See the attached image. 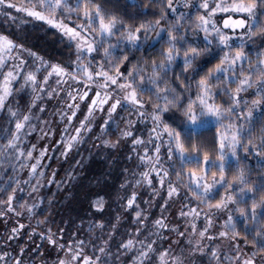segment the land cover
Wrapping results in <instances>:
<instances>
[{
	"label": "snow or ice",
	"instance_id": "1",
	"mask_svg": "<svg viewBox=\"0 0 264 264\" xmlns=\"http://www.w3.org/2000/svg\"><path fill=\"white\" fill-rule=\"evenodd\" d=\"M149 7L157 9L152 13L153 18L134 22L106 10L98 0H22L19 3L0 0L4 23H15L19 18L12 9L44 21L67 37L69 46L75 45L76 55L70 66L65 67L46 60L25 43L0 33V113L7 109L9 124L6 143L0 144V158L11 157L14 153L16 160L25 158L21 136L28 135L26 130L35 131L36 126L31 123L34 110L39 107L43 113L47 107L46 104L38 105L37 101L45 93L50 99L55 98L65 91L62 85L66 86L72 103L65 100L68 111L60 113L61 120H67L61 139L57 141L63 147L61 155L67 158L74 148L82 145L94 130L97 113L101 114L103 123L99 124L100 135L95 139L114 148L121 139L132 138L133 151L143 147V153H137L138 167L145 170L139 173L140 179L135 183L139 185L143 180L153 187L155 174L160 188L167 186V199L162 208L173 196L180 197L184 190L187 203L182 204L179 215L185 219L186 227L180 231L178 225H170L161 214L153 221L154 230L143 240L130 237L119 242L115 252L109 250V240H104L98 249L101 255L95 257L83 255V240H69L66 246L49 228L39 236L41 241L46 239L58 249L55 264H101L102 260L103 264H120L122 257L126 259L132 252L137 254L128 264H195L197 254L201 260L209 255L215 264L225 261L227 264H264V174L252 181L249 163L254 159L257 168L264 169V0H198V3L193 0H145L142 16L148 15ZM192 9H195L194 19ZM218 14H223L222 23ZM157 45H161L158 58L149 59L147 55L136 58L131 54L133 51L146 53L148 49L155 51ZM24 53L32 58L31 66ZM204 56H211L217 62L208 67L209 61L201 60ZM178 62L183 64L179 73L175 71ZM53 78L55 87H50ZM69 80L75 85L74 91ZM17 84L19 89L15 87ZM29 90L31 99L27 111L20 108L19 101L16 107L10 105L14 93L20 95ZM220 96L227 99L218 102ZM76 101L83 102L87 110L79 119L74 134H70L69 126L81 110V104ZM121 108L130 109L126 119L120 117L125 127L117 124V140L102 139L120 116ZM176 112L180 115L176 116ZM148 121L151 127L145 140L142 135H135L133 128ZM208 126L216 129L213 148L198 141ZM5 136H0V140ZM35 148L33 144L27 151L28 161L34 158ZM46 152L47 147L34 158L36 162L30 164L29 181L24 182L36 178L33 192L42 186L41 178L45 173L41 165ZM176 162L179 168L175 167ZM76 165L80 166L81 161H76ZM233 167L236 171L229 178L228 170ZM173 172L175 181L171 179ZM76 175L73 169L63 180L57 181L53 171L47 183H55L59 188L61 184L70 183ZM11 179L0 188V193L7 192L6 199H0V206L7 212L23 215L14 206L17 192L23 191L19 187L21 182L16 180V187H12ZM153 190L156 195L160 194ZM136 198L137 193L133 191L126 206L132 208ZM40 203H43L42 197ZM38 206L35 202L20 203V208L27 209L30 215ZM93 206L102 210V200L97 199ZM7 212L0 211V217H6ZM201 217L205 223L199 228ZM119 219L118 216L117 223L111 225L110 239L116 234ZM147 219L143 209L135 212L137 224L145 225ZM45 223L47 218L37 221L38 225ZM24 227L22 223L13 227L5 244L15 240ZM94 227L103 229L105 223H90L89 231ZM216 228L219 230L210 231ZM64 231L59 229L60 240H63ZM141 231L140 227L135 228L136 237ZM163 231L176 233L177 239L173 241L176 247H180L181 240L186 241L187 256L184 249L175 253L171 244L166 248L157 247V240L165 239ZM34 235L36 229H32L29 240ZM205 239L210 243L205 244ZM217 240L227 241V253L222 252ZM41 248L42 244L36 246L32 255L40 253ZM27 251V247H21L19 255L13 253V264H35L34 260L24 259ZM60 251L65 253L63 257ZM9 255L8 251L0 252V264H8ZM40 264L47 262L41 260Z\"/></svg>",
	"mask_w": 264,
	"mask_h": 264
},
{
	"label": "rangeland",
	"instance_id": "2",
	"mask_svg": "<svg viewBox=\"0 0 264 264\" xmlns=\"http://www.w3.org/2000/svg\"><path fill=\"white\" fill-rule=\"evenodd\" d=\"M194 3H198V0H193ZM183 10V9H182ZM13 12L14 15H17L19 18L16 20L15 23H4V17L2 15H0V33H4L9 35L11 38L16 39L17 42H20L18 37L21 34V30L22 27L30 24L32 22H37L39 20H36L35 18L32 17H28L26 14L24 13H16L15 9L11 10ZM193 12V17L195 16V9H192ZM222 18H223V14H218V19L220 20V22L222 23ZM43 22L46 26L48 27H52L54 29H56L54 26L52 25H48L46 22L44 21H40ZM56 31L60 34V37L63 38L68 44V39L67 37H63L62 33H60V31L58 29H56ZM203 34L201 33V36ZM73 49H74V56L71 57V59L67 60L65 62V65H70L71 61L75 60L76 55H75V45L72 44ZM24 56L26 59L29 60V66H31L32 63V58L28 57L27 53H24ZM9 64H11V61H9ZM5 71H7V69H5ZM43 77V73L40 74V79H42ZM68 84L72 86L73 91L75 90V85L73 84V82L71 80L68 81ZM50 87H55V78L52 79L51 83H50ZM65 87V91L64 92H60L58 96H56L55 98H49L47 96V94L45 93L42 97V99L40 101H37V104H46V111H44L43 113L40 112L39 107H37L34 110L33 116L35 117H39V119L35 118L36 122H32L33 125L36 126L35 131H30V130H26L28 131V135H22L21 136V146L25 149V158H22L21 160H16L15 159V153L13 154L14 156V160L12 162V167L15 169V167L17 166V170L18 172H16L15 174V178L16 180H19L21 183L19 185L20 188L23 189V191L17 192V200L14 204V206L16 207V211L18 212H23V215H19L20 217L25 216V219H28L29 216H32L33 214H29V212L27 211V209H21L20 208V203L27 201L28 203H37L39 206L38 208H41L44 203H47V213L48 215L51 217L49 218V223L47 224L46 230H48L49 228H51L52 232L54 234H56V238L58 239V241L60 243H64L66 246L68 244L69 240H73V241H78V240H83L84 244L82 245L84 251H83V255H91L93 257L97 256V255H101L98 251L99 247L103 246V241L104 240H109V246H111V241L113 239V237L110 239L109 238V234L111 233L112 229H111V225L112 224H116L117 223V217L121 216L125 209L126 206V201L128 198L131 197V194L133 191H135L137 193V198L139 196H141V201L143 206L147 207V209L149 211H151L153 208L155 209L154 214H156V218H158L161 214L164 215V217H166L168 223L170 225L175 224L178 225L180 227V231H184L185 227H186V222L185 219L182 218L179 213L181 210V206L182 204H186L187 201L185 199H182L181 197H176L173 196L172 199L169 201V203L167 204L166 207H161L162 205H164L165 203V199H167V186L164 187L165 190V194L164 196H161V190L163 188H160V185L158 183V179L155 177V174H153V187H149L146 181L141 182V184L137 185L135 183L136 179H140L139 173L144 171L145 168L144 167H138V165L140 164V160L139 157L137 155V153L142 154L143 153V147H137L135 151H133V145H132V138H128V139H121L120 143L116 146V147H111V146H104L101 143V140H96L95 138L100 135V127L99 124L103 123V120L100 119L101 114L97 113L96 117L94 118V123H95V127L93 132L91 133V135L87 136L85 141L82 143L81 148L80 146H78V152H79V156L78 158L76 157V159L73 161V163H69V155L71 153H69L68 157L65 158L63 155H61V152L63 151V147L61 145H59L57 143V141H59L61 139V132L64 130L65 124L67 123V120L65 118V120H61V115L60 113L62 111H68L67 109V103H72L71 99L68 97V89L66 86ZM30 92V90H29ZM67 100V103H65L64 101ZM77 103L81 104V110L78 113V118L74 120L73 124L69 126V133L70 134H74V129L75 127L79 126V119L83 118L84 113L86 112L87 108L86 105L81 102V101H76ZM90 102V101H89ZM25 111H27V109H25ZM130 109H126V108H121L119 109L120 112V116L116 118V121L113 122L110 126V128L107 130V132L102 136V139H109L112 141L117 140L118 135H114L113 133H111V131L113 129H117V124H119L120 128L125 127V124L120 120V117H126L128 116ZM70 114V113H69ZM125 118V119H126ZM133 119H135V116H133ZM47 121V124H45L44 122ZM151 127V122L148 121L146 123H139L136 124L133 128V131L135 132V135L137 136H143L145 138V140H147L148 138V129ZM41 129H43V132L41 131ZM109 131V132H108ZM44 133H48L47 135H45ZM66 139V137H65ZM35 144L36 148L33 152V157H37L39 156V153L41 151V149H44L45 147H47V152H46V156L42 161V165L41 167L43 168V171L45 173L44 177L41 178V187L39 188V191L37 192H33L32 191V185L36 184V178H33L30 180L29 183H24L25 181H29V171H30V164L31 163H35V159L33 158L31 161H28L26 158V153L28 150H30L32 148V145ZM86 146H85V145ZM95 145H99V147L103 146L104 148H108L110 151H108L109 153L113 150V160L118 158L119 161H121V166H120V173H121V183H120V187L118 188L117 191V195L115 196V204L118 205L119 207V211H115L114 212V220L111 222V224H106V226L103 229H100L99 227H97V229H94V231H92L93 234V239L90 238L89 235V224L90 223H95L96 220L94 217H96L95 214L98 213L99 210L101 209H97L93 206L94 201H96L97 199L102 200L103 203V209H105V213L108 214V204H106L105 199L101 196V197H97L94 198L92 201V211H91V217L88 218L84 225V227L82 229H80L79 227L82 225V222L79 223L77 225V227H75L72 231L68 230L65 228L64 224L61 225H55V220H54V201L52 202L51 198H48V200H46V196H47V192L49 190H52L53 193H56L57 195H60V193L64 194V189L67 188V193H69L70 189H72V184L73 182H75L76 177H79L82 173L81 171V167L76 165V161L80 160L82 157V154L84 153V148L86 147L89 151H86L87 153H91L92 150L97 149L98 147L94 146ZM149 147H151V145H148ZM75 149V148H74ZM77 150V148H76ZM166 149H162V151H165ZM73 151V150H72ZM131 157V158H129ZM73 169H75L76 172V176L75 178L67 184H61V186L58 188L57 184L52 183V184H48L47 180L52 178V173L53 171L56 172V176L55 179L57 181L63 180L66 177V173L72 171ZM125 169H127V172L125 171ZM37 177H38V173H37ZM128 181L127 184H125V181ZM124 185V187H121V185ZM83 186V185H82ZM93 186V185H92ZM14 187H16V184L14 185ZM156 189L159 191V195H156L154 190ZM84 188H82L80 191H83ZM84 192H82L83 194ZM70 195V194H68ZM43 198V203H40V198ZM81 197V195H80ZM51 201V202H50ZM157 202V203H156ZM203 207V205L201 206ZM113 210H115V207H113ZM185 211H187V209H184ZM2 211H6V208H3ZM51 213V214H50ZM60 213V212H59ZM8 215H16L15 212H7ZM61 214V213H60ZM5 217H0V236L2 235V233H4V229H5V225L7 224V220H4ZM120 222L121 219H119V223L117 226V231L119 230L120 232V236H119V240H121L122 236L124 235L123 231L125 230L123 227L120 226ZM204 220L201 217L198 221V227L202 228L204 226ZM59 229H64V233H63V240H60V233H59ZM154 230V227L153 229ZM219 229H213L210 231H218ZM116 231V232H117ZM125 233L128 234V237H126L124 240L128 239V238H135V229H133L130 232H127L125 230ZM163 236L165 237L164 240H162V245L163 247H168L170 244L173 246L174 252L175 253H179L181 252L182 249H184V254L187 256V244L185 240H181L180 241V247H176V245L173 243V241H175L177 239V235L175 232H168V231H163ZM171 237V239H167V237ZM95 238H98L96 240V242H93V240ZM198 238V237H197ZM5 240H7V236L4 240H2L3 245L2 247L4 249H8V243L5 244ZM205 244L210 243L209 241H207L205 239L204 241ZM217 244L221 245L222 248V252L223 253H227L229 251L228 245H227V241H220L217 240L216 242ZM95 246V247H93ZM213 247L216 246V244L212 245ZM46 247L49 249V251L47 252V256L46 255H42L43 257L46 256L45 259H43L42 257L40 258L41 260H45L47 262V264L50 263L51 260H56V256H57V252L58 249L54 248L52 245H50L48 242L46 244ZM137 247H139V245H137ZM110 249V247H109ZM115 252V251H113ZM64 252L61 251L59 252V255L61 257L64 256ZM137 253L132 252L130 254L127 255L125 260H121L120 264H128L129 261H131V258L133 255H136ZM234 254V253H233ZM8 264H13V260H11V258L9 257L8 259ZM11 260V261H10ZM40 264V263H39ZM195 264H215V261L210 259L209 255H205L203 257V259L201 260L199 254H197L196 258H195ZM224 264H227V261L224 262Z\"/></svg>",
	"mask_w": 264,
	"mask_h": 264
},
{
	"label": "trees",
	"instance_id": "3",
	"mask_svg": "<svg viewBox=\"0 0 264 264\" xmlns=\"http://www.w3.org/2000/svg\"><path fill=\"white\" fill-rule=\"evenodd\" d=\"M15 2L19 3L22 2V0H15ZM98 2L103 3L106 10L115 11L120 15H123L127 19L134 20V22H139L140 19H151L153 18L152 13L157 11L156 8L149 7L148 15L142 16L141 9L145 0H98ZM18 39L20 42L25 43L27 47H30L33 51L37 52L40 56H43L46 60L52 63H61L65 67L70 66L67 64L65 65V62L71 59L72 56H74L73 46H69V44L63 38L60 37V34L56 31V29L46 26L43 22L37 21L23 26ZM113 40H115V37H113ZM160 47L161 45H157L155 51L153 49H148L146 53L133 51L131 54L134 55L136 58H141L145 55H147L149 59L153 57L158 58L157 51ZM252 55L253 58H255L254 53H252ZM97 59L99 60V56H97ZM201 60L209 61V63L207 64L208 67L212 66V64L217 62L216 59L211 56H204L201 58ZM182 68V62H178V65L175 67V71L179 73ZM169 75L171 76V73H169ZM188 75L189 77H191V73H189ZM15 87L19 89L20 85L17 84L15 85ZM195 91L196 89L193 86V94H195ZM185 95H187V93ZM30 99V92L22 93L20 95H16L14 93L9 103L12 107H16L17 101H19L20 108L25 111V109H27L28 103L30 102ZM226 99L227 97L224 96L217 97L218 102L220 100ZM167 115L171 116L172 113H168ZM175 115L179 116L180 113L176 112ZM32 122H36L35 118H33ZM8 127V113L7 109H5L3 113H0V136H5ZM12 127L14 128V121L12 122ZM257 127H259V125H257ZM111 133H113L114 135L119 134L117 129H113ZM215 133V127L208 126L205 130L201 132L200 136L198 137V141L204 146L213 148ZM6 138L7 137L5 136L4 140H0V144L6 143ZM189 143H191V141H189ZM83 148L84 153L82 154V157L79 160L81 161L80 172L82 174L79 177H76L75 182H73L72 189H70L68 193L70 195L66 194L68 191L67 188L64 189V194L60 193V195H57L56 193H53L52 190H49L45 199L46 202L48 198H51L52 202L54 201L55 203L53 214L55 225L64 224L65 228L70 231L77 227V225L81 222L82 225L79 228L82 229L84 227L85 223L87 222L86 220L91 217L93 202L92 200L94 198L102 196L105 199L106 204H108V214L105 213V209H102L99 210L98 213L95 214L96 217H94L96 221H104L105 226L106 224H111V222L115 218L113 215L114 212L120 210L118 205L115 204L114 199L117 195V191L121 183V161H119L118 158L113 160V150L109 153L108 151L110 150L108 148H104L103 146L92 150L91 153L86 152L89 151L86 147ZM78 150V148L77 150L76 148L73 149V151L69 155V163H73L76 157L78 158ZM212 158L215 159V152L212 153ZM13 160L14 156L0 158V188H3L7 183H9V178H12V187H14L15 185L16 179L14 178L18 170L17 166L15 167V169L12 167ZM249 163L252 167L250 178L252 181H255V178L258 175L264 174V169L257 168L256 161L254 159H251ZM175 167L179 168L178 162L175 163ZM235 171V167L230 168L228 170L229 178L235 173ZM171 179L173 181H175L176 179L174 172ZM82 188H84V190L80 191ZM10 191L11 188H8V192ZM181 191L182 195L180 197L184 199V190L182 189ZM220 191L222 192L223 189H221ZM82 192L84 193L82 194ZM164 194L165 190L163 188L161 190V196H164ZM257 196H259V193H257ZM6 197L7 192L0 193V199H6ZM192 203L195 204L196 201L193 200ZM250 203L251 200H249V205ZM113 207H115V210H113ZM3 208V206H0V211H2ZM47 209V203H44V205L41 208H37L33 215L29 216L28 219H25V216H10L7 214L4 219L7 220V224L5 225L4 233H2V235L0 236V252L8 251L10 253L9 257L11 258V260H14L15 257L12 254L15 253V255H19V249L21 247H27L28 251L24 257L25 260H34L35 264H39L41 257L45 259L47 256V252L49 251V249L46 247L48 241L46 239L41 241L39 233H47L46 227L49 223V218L51 217V215H48ZM139 209H143L148 216L145 225L137 224L135 221V212ZM154 211V208L151 211H149L147 207L145 209L141 201V196H139L138 198H136V203L133 205L132 208L125 207L123 213H121L122 215L120 216V226L123 227L127 232H130L133 229L140 227L142 230L141 235L139 237H136L135 235V238L143 240L146 236H149L150 232L153 231V221L157 219L155 216L156 214H154ZM45 218H47V223L39 225L37 224L38 220H44ZM21 223L24 224L25 227L20 230V233L15 240L8 241V249H4L2 247V240H4L6 236L8 237V235L11 234V229L13 227H18V225ZM32 229H36V235L33 236L32 240H29V234L32 232ZM94 229H97V227H94L92 231H94ZM125 230L123 231L124 235L122 236L121 240H119V236L121 235L119 230L114 235L109 249L111 252L116 251L118 243L122 242L126 237H128V234L125 233ZM92 231L89 232L91 239H93ZM97 239L98 238H95L93 242H96ZM151 239H155V237H151ZM249 239H251V236H249ZM162 242V240H157L158 248L160 246L163 247ZM41 244L42 248L40 249V253L32 255L33 249ZM250 247L251 245H249V248ZM42 255L46 256L43 257ZM105 259L110 260L109 257H105ZM121 260H125V258L122 257ZM55 261L56 260H51L49 264H55ZM101 264H103V260L101 261Z\"/></svg>",
	"mask_w": 264,
	"mask_h": 264
}]
</instances>
